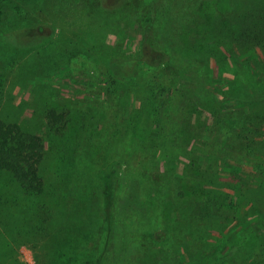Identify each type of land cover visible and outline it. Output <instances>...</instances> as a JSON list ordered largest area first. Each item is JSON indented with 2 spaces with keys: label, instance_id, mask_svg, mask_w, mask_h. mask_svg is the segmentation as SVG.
<instances>
[{
  "label": "rangeland",
  "instance_id": "obj_1",
  "mask_svg": "<svg viewBox=\"0 0 264 264\" xmlns=\"http://www.w3.org/2000/svg\"><path fill=\"white\" fill-rule=\"evenodd\" d=\"M226 1L238 30L264 12ZM0 5V120L44 149L39 194L0 170V264H264V36L199 55L170 21L192 3Z\"/></svg>",
  "mask_w": 264,
  "mask_h": 264
},
{
  "label": "trees",
  "instance_id": "obj_2",
  "mask_svg": "<svg viewBox=\"0 0 264 264\" xmlns=\"http://www.w3.org/2000/svg\"><path fill=\"white\" fill-rule=\"evenodd\" d=\"M180 1H184L187 8H191L189 3L194 4L195 16L190 17L188 14H185L186 17H184L181 13L182 18L181 20H178L174 19L169 13V17L173 18L170 19L171 22L180 21L177 26L178 28H174L173 30L179 32L181 40H184L183 43L191 46L194 52L199 55L216 51L217 46L221 42H224L231 37L233 39H246L247 36H254L263 41V38H261L264 36L263 8L257 10V12L241 13L237 17L239 19V31L231 21L234 17V13L228 14L227 12V5L229 6L228 1H226L227 3H225V0ZM162 13L165 17H168V12L162 10ZM247 23L261 26V30H251L241 25ZM241 26L243 29H241ZM129 63L130 62H125V66L122 65L120 67V71H122L119 72L123 73L124 69L128 68ZM239 96L241 97L242 95ZM256 99L257 97L250 99L255 106L257 105ZM262 110L261 107L256 110L254 116L257 122H264V113H262V118L260 115ZM46 118L47 125L50 129L55 132L64 129L63 115L51 110L47 112ZM253 126L256 127V123H254ZM257 133H260V131L257 130ZM43 150V143L40 136L24 134L18 125L7 124L0 120V170L10 173L25 193L39 194L43 190V180L39 173L43 161ZM256 169H258L256 177L264 181V162L260 161V164ZM114 175L115 172L111 171L102 179V192L107 206H109L112 201L111 191L114 189ZM239 182L241 185L240 188H238V192L242 191L244 180L239 179ZM261 188L258 197L264 198V185L261 186Z\"/></svg>",
  "mask_w": 264,
  "mask_h": 264
}]
</instances>
